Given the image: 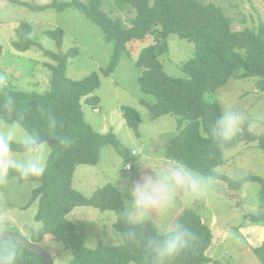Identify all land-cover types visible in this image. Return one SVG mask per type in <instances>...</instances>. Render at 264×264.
Segmentation results:
<instances>
[{"label":"trees","instance_id":"1","mask_svg":"<svg viewBox=\"0 0 264 264\" xmlns=\"http://www.w3.org/2000/svg\"><path fill=\"white\" fill-rule=\"evenodd\" d=\"M7 1L14 5L27 4L19 0ZM111 1L120 12L135 13L130 26L123 18H113L111 13L104 10V0H87L86 3L80 0L68 3L53 0L51 4L36 9L64 10L73 6L98 25L106 41L114 45L109 66L101 69L105 77H111L115 72L130 44L153 37V44L142 50L136 66L141 71L138 82L142 92L156 99L154 104L142 100L150 117L154 120L165 116L177 119L178 132L163 151L166 158L182 160L206 172L221 167L225 163L224 151L238 144L257 142L264 151V137L251 133L247 127L230 144L216 146L210 137V130L222 106L219 102L206 99L208 94L217 93L233 79H255L259 90L264 92V23L258 31L250 28L233 31V20L225 10L203 0ZM33 32L34 27L23 22L17 29V39L12 41V46L20 52L36 46L55 62V65H47L52 72L50 88L44 93L24 92L0 83V98L12 95L16 102L15 112L11 115L0 112V118L9 123L15 121L26 131L40 132L46 143L54 142L48 143L52 152L43 177L25 181L12 174L8 181L18 179L22 183L39 184L31 200V203L40 200L36 220L43 224L44 234L64 245L72 256L70 264H142L143 253L136 245L88 248L83 234L68 219L75 209L84 207L114 212L117 216L126 204L124 193L112 184L99 189L90 198L79 194L73 189L77 167L98 165L105 147L114 148L126 164L134 163L136 157L134 151L113 132L101 134L85 120L83 100L86 99V104L94 109L100 104V98L95 93L101 87V75L96 72L82 81L71 80L67 77V66L68 61L76 57L77 48L65 54L45 50L32 39ZM45 34L57 43L60 50L63 48V30H50ZM173 35L196 45L195 57L182 66L185 78L169 76L161 61L170 52L169 38ZM3 51L0 46V64ZM123 116L129 128L139 135L143 124L142 114L133 108H124ZM59 137H71L72 145L63 147L58 143ZM13 147L18 153L21 151L17 145ZM247 181L263 184L261 211L252 216L251 221L264 224V180L249 177L241 182L230 179L225 182L230 188L240 190ZM177 222L191 227L200 240L197 247L179 258L176 264H225L208 257L213 243L218 240V234L196 211L187 209ZM116 224V229L123 231V226ZM153 227L156 228L152 221L149 228ZM14 241L21 249L20 264H46L40 256Z\"/></svg>","mask_w":264,"mask_h":264},{"label":"rangeland","instance_id":"2","mask_svg":"<svg viewBox=\"0 0 264 264\" xmlns=\"http://www.w3.org/2000/svg\"><path fill=\"white\" fill-rule=\"evenodd\" d=\"M19 1L27 4L14 5L7 0H0V46L4 49L0 64V77L3 80L0 83L24 92L44 93L50 88L52 72L47 65H55V62L36 46L23 52L12 46V41L17 39V29L23 22L34 27L32 39L45 50L65 54L77 48L76 57L68 61L67 77L82 81L96 72L101 75V87L95 93L100 98L98 108L94 109L86 104V99L83 100L86 122L101 134L113 132L125 146L134 151L136 159L134 163L126 164L114 148L105 147L98 165L77 167L73 189L90 198L99 189L112 184L124 193L127 203L123 184L139 179L141 173L138 162L155 164L159 158H166L163 151L178 132L175 117L165 116L154 120L148 109L142 105V100L149 104L156 102L154 97L142 92L138 82L141 71L136 66L142 50L153 44V37L130 44L129 50L122 54L115 72L111 77H105L101 74V69L109 66L114 45L106 41L98 25L73 6L64 10H38L36 8L47 6L53 0ZM57 1L68 3L74 0ZM104 1V10L111 13L113 18H123L130 26L135 13L120 12L111 0ZM203 1L222 7L233 20V31H242L245 28L258 31L264 23L263 0ZM57 29L65 33L61 50L45 34L46 31ZM169 45L170 52L161 58L164 69L173 78H185L182 66L195 57L196 45L176 35L169 38ZM206 99L209 102H219L222 107L227 103L242 108L255 123L250 132L264 137V92L259 90L255 79H233L217 93L208 94ZM124 108H133L142 114L143 124L139 135L129 128L123 116ZM153 122L162 131H155L151 127ZM8 123L0 118V129L5 128ZM16 124L21 134L26 131L20 124ZM46 148L49 158L52 147L46 143ZM223 157L225 163L219 168L226 177L236 172L241 173L242 178L238 181L232 180L233 182H241L249 177L264 180V151L259 143L238 144L226 149ZM38 186V183H22L18 179L0 184V218L9 223L8 232L35 243L56 264L55 258H63L66 253H70L61 242L44 234L43 224L36 220L40 200L33 203L31 200L33 191ZM262 190L263 184L257 181L245 182L240 190H234L223 182L205 199L181 194L174 206L163 213H154L153 223L156 228H163L167 223L177 222L187 209H193L218 234V240L208 252L209 258L225 264H264V224L251 221V217L261 211ZM68 219L83 234L88 248L115 247L108 240V229L113 225L116 229L117 216L114 212H102L92 207L77 208ZM258 249L260 250L256 253Z\"/></svg>","mask_w":264,"mask_h":264},{"label":"clouds","instance_id":"3","mask_svg":"<svg viewBox=\"0 0 264 264\" xmlns=\"http://www.w3.org/2000/svg\"><path fill=\"white\" fill-rule=\"evenodd\" d=\"M15 107L12 95L0 98V112L11 115ZM254 126L242 108L225 103L211 127L210 137L216 146L224 147L245 127L251 131ZM151 127L162 131L156 122ZM58 143L67 148L73 140L59 137ZM13 145L21 151L18 153ZM138 165L139 179L123 184L127 203L117 213V224L123 226V231L111 226L108 240L115 247L138 246L143 253L142 264H176L179 258L197 247L200 237L191 227L179 222L167 223L163 228H149L154 213H163L174 206L181 194L208 198L226 180H240L241 173L225 177L219 167L205 172L182 160L164 157L155 164L140 161ZM47 167L46 140L40 132L33 130L21 134L15 121L0 129V184L6 183L12 174L25 181H34L44 176ZM9 228V223L0 218V264H20L21 249L7 236ZM71 258L66 253L63 258H55L56 264H70Z\"/></svg>","mask_w":264,"mask_h":264},{"label":"water","instance_id":"4","mask_svg":"<svg viewBox=\"0 0 264 264\" xmlns=\"http://www.w3.org/2000/svg\"><path fill=\"white\" fill-rule=\"evenodd\" d=\"M53 142L54 141H48V143H53ZM7 236L13 240L20 242L27 249L34 252L38 256H40L46 262V264H54L51 256L46 251H44L42 248H40L36 244L30 242L25 237L18 235V234H15V233H12V232H7Z\"/></svg>","mask_w":264,"mask_h":264}]
</instances>
